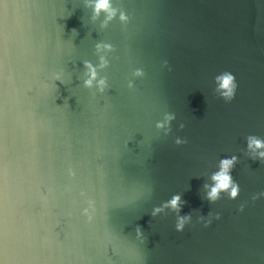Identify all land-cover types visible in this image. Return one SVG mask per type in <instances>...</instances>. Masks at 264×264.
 <instances>
[{
	"label": "water",
	"instance_id": "1",
	"mask_svg": "<svg viewBox=\"0 0 264 264\" xmlns=\"http://www.w3.org/2000/svg\"><path fill=\"white\" fill-rule=\"evenodd\" d=\"M95 2L0 0V264H264V0Z\"/></svg>",
	"mask_w": 264,
	"mask_h": 264
},
{
	"label": "clouds",
	"instance_id": "2",
	"mask_svg": "<svg viewBox=\"0 0 264 264\" xmlns=\"http://www.w3.org/2000/svg\"><path fill=\"white\" fill-rule=\"evenodd\" d=\"M93 10L95 15H99L101 12H105L108 16V19L111 20L115 15L116 11L112 8L110 0H96L95 4L93 5ZM120 20L122 22H127L128 17L121 13ZM85 67L89 70L88 75L89 78L84 81V87L87 89H91L93 87V81L96 79V71L92 67L91 64H85ZM165 67H168L167 63H165ZM169 71L171 69L169 68ZM137 76H143V73L141 71H137ZM57 80H59V76L56 77ZM215 84L218 85L216 88V91L220 94V98L223 99L225 102H231L236 93L237 84L235 82V77L233 74L229 72H224L218 76L215 77ZM100 85V92L103 93L104 91V81L101 80L99 82ZM131 87V85H129ZM175 117L172 115H169L166 117V123L165 124H157V128H165L167 127V122H170ZM181 130L184 128V125H180ZM177 146H181L187 141L182 140L180 138H177L175 141ZM255 149H262L264 148V143H262L259 139H256L255 137H249L248 138V149L252 150ZM259 159L264 161V151H261L259 153ZM237 158L233 156L231 159H222L220 161V169L218 172H215L211 180L213 182V186H211L210 191L207 193V199L215 203L220 199V193L226 192L229 195V198L231 200H236L239 195V186L233 181L231 170L236 163ZM205 187H208L207 185ZM259 196H264V193H260ZM259 196H253V200L259 198ZM181 204V197L180 195H175L172 197V199L168 202H166L163 207H157L152 211V215L156 216L160 212L163 211L164 208H171L173 211L178 212L179 207ZM244 206L241 205L240 211H243ZM89 221H91V216L88 217ZM190 217L188 216H182L179 217L176 223V231L182 232L187 224L190 223ZM215 219L219 220L220 216L216 215ZM200 220L205 223V227H208L211 222V214H209V219L205 221L204 217H200ZM137 234L139 235V230L137 231Z\"/></svg>",
	"mask_w": 264,
	"mask_h": 264
}]
</instances>
